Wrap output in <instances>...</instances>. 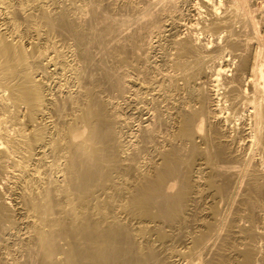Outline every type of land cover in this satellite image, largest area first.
I'll return each mask as SVG.
<instances>
[{
  "label": "bare ground",
  "instance_id": "bare-ground-1",
  "mask_svg": "<svg viewBox=\"0 0 264 264\" xmlns=\"http://www.w3.org/2000/svg\"><path fill=\"white\" fill-rule=\"evenodd\" d=\"M230 1L211 26L255 40L180 0H0V264H264V0Z\"/></svg>",
  "mask_w": 264,
  "mask_h": 264
},
{
  "label": "rangeland",
  "instance_id": "rangeland-1",
  "mask_svg": "<svg viewBox=\"0 0 264 264\" xmlns=\"http://www.w3.org/2000/svg\"><path fill=\"white\" fill-rule=\"evenodd\" d=\"M187 1V0H186ZM204 1H207V0H191V1H187V2H185V1H181L180 0V2H181V7L184 9V11H185V15L184 16H182V17H180V20L182 21L181 22V25H184V24H186V25H194V27H197L198 28V30H200V28H202V29H204V27L205 26H209V28L211 29H209V28H207V29H209V31H210V33H207L206 35L209 37L210 35L209 34H214L212 37H207L206 38V40H208V42H209V40L211 41V39H212V41L211 42H213V41H215L214 43H211L212 45H217V43H218V45H224L225 44V46H226V44L228 43V38H230V35L232 34V35H234V37H236L237 36V39L239 38H241V39H243V40H249V39H253V38H255L254 37V33H253V31L252 30H249V28H247V29H245V28H237V27H235L234 29L233 28H229L228 27V29L226 28V29H222V30H220L219 28L218 29H216V28H214L213 26H211V22L213 23L214 22V20H213V18H220V17H225V15H224V13L225 12H227L228 11V9H229V7L231 8V5H232V8H233V4H232V1H230V0H216V2H217V4H219L218 5V7L217 8H219L220 7V9L221 10H219L218 12H217V16L215 17V14H213V16L211 17V15H212V13H210L209 11H208V8H206V4L204 3ZM215 1V0H214ZM184 2V3H183ZM219 2H222V3H219ZM187 3V4H186ZM185 4V5H184ZM194 5H195V7H194ZM199 5H200V7H199ZM199 8V10L198 11H200V15L201 16H196L195 15V10H194V8ZM231 8V9H232ZM226 9V10H225ZM194 10V11H193ZM257 10H259V8L258 9H256V11ZM188 13H189V15H188ZM221 16H220V15ZM226 14V13H225ZM227 15H229V16H227ZM231 15V16H230ZM226 17H228V19H233V20H235L234 18L235 17H233V15L232 14H229V13H227L226 14ZM183 20H182V19ZM216 18V19H217ZM215 19V21L216 22H218V20H216ZM184 21V22H183ZM187 22V23H186ZM209 22V23H208ZM184 23V24H183ZM199 24V25H198ZM198 25V26H197ZM166 26H167V24H166ZM170 26L168 25L167 27H166V31H170L171 30V28H169ZM168 29H170V30H168ZM180 30V31H179ZM227 30V33L225 32ZM175 31V30H174ZM174 31H173V33H174ZM182 31V32H181ZM217 33H216V32ZM222 31L223 32H225L224 34H225V40H222V41H220V38H219V36H220V33H222ZM242 31V32H241ZM177 32L178 33H176V31H175V33H174V35H176V37L177 38H179V37H182V36H184L183 35V33H187V31L186 30H184V27L183 28H180V29H177ZM213 32V33H212ZM229 32V33H228ZM249 32H250V34H249ZM260 34H261V36L264 38V28L262 29V31L260 30ZM180 34V35H179ZM237 34V35H236ZM236 35V36H235ZM246 35V36H245ZM239 36V37H238ZM252 37V38H251ZM215 39H217V40H215ZM234 39H236V38H234ZM240 39V40H241ZM253 40H255V39H253ZM222 42H224V43H222ZM253 42H255V41H253ZM220 43V44H219ZM256 44H257V42H256ZM263 45H264V43H263ZM235 50V49H234ZM236 50H238V49H236Z\"/></svg>",
  "mask_w": 264,
  "mask_h": 264
}]
</instances>
